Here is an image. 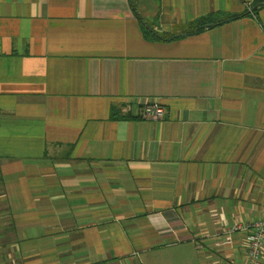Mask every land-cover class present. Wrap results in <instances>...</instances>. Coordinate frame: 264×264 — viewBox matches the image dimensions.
Masks as SVG:
<instances>
[{"label":"crops","instance_id":"0c3cea01","mask_svg":"<svg viewBox=\"0 0 264 264\" xmlns=\"http://www.w3.org/2000/svg\"><path fill=\"white\" fill-rule=\"evenodd\" d=\"M261 2L0 0V264L247 262Z\"/></svg>","mask_w":264,"mask_h":264},{"label":"built area","instance_id":"2783aa9c","mask_svg":"<svg viewBox=\"0 0 264 264\" xmlns=\"http://www.w3.org/2000/svg\"><path fill=\"white\" fill-rule=\"evenodd\" d=\"M164 107L154 99L144 100L140 115L151 121L160 120ZM225 243H230L234 233H243L247 243L245 264H264V218L237 221L223 228Z\"/></svg>","mask_w":264,"mask_h":264},{"label":"water","instance_id":"95a60500","mask_svg":"<svg viewBox=\"0 0 264 264\" xmlns=\"http://www.w3.org/2000/svg\"><path fill=\"white\" fill-rule=\"evenodd\" d=\"M263 3H264V2H261V3H258V4L260 5V4H263ZM211 25H214V24H205V25H203V26H206V27H207V26H211Z\"/></svg>","mask_w":264,"mask_h":264},{"label":"trees","instance_id":"16d2710c","mask_svg":"<svg viewBox=\"0 0 264 264\" xmlns=\"http://www.w3.org/2000/svg\"><path fill=\"white\" fill-rule=\"evenodd\" d=\"M232 18H234L233 16L231 17V19ZM230 19V18H229ZM146 26V25H145ZM149 29V28H148ZM198 28L196 27L194 30H197ZM149 30H151V29H149ZM152 31V30H151ZM112 117H114V115L112 116Z\"/></svg>","mask_w":264,"mask_h":264},{"label":"rangeland","instance_id":"374dc122","mask_svg":"<svg viewBox=\"0 0 264 264\" xmlns=\"http://www.w3.org/2000/svg\"><path fill=\"white\" fill-rule=\"evenodd\" d=\"M201 255H202V253H201ZM201 255H200V256H201Z\"/></svg>","mask_w":264,"mask_h":264}]
</instances>
